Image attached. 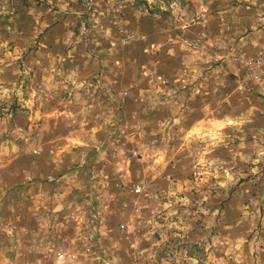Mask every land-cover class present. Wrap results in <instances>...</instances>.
I'll return each instance as SVG.
<instances>
[{"label":"rangeland","instance_id":"374dc122","mask_svg":"<svg viewBox=\"0 0 264 264\" xmlns=\"http://www.w3.org/2000/svg\"><path fill=\"white\" fill-rule=\"evenodd\" d=\"M0 264H264V0H0Z\"/></svg>","mask_w":264,"mask_h":264}]
</instances>
